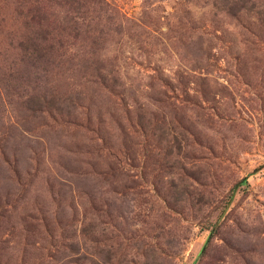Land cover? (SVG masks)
I'll return each mask as SVG.
<instances>
[{"label": "rangeland", "instance_id": "obj_1", "mask_svg": "<svg viewBox=\"0 0 264 264\" xmlns=\"http://www.w3.org/2000/svg\"><path fill=\"white\" fill-rule=\"evenodd\" d=\"M222 1L0 0V264H264V0Z\"/></svg>", "mask_w": 264, "mask_h": 264}, {"label": "trees", "instance_id": "obj_2", "mask_svg": "<svg viewBox=\"0 0 264 264\" xmlns=\"http://www.w3.org/2000/svg\"><path fill=\"white\" fill-rule=\"evenodd\" d=\"M255 0H224V1H222V3H223V5L226 7V11L229 13V14H231L230 13V11L231 12H235L234 11V9L235 10H238L239 12H241L244 8H245V4H247V3H249V2H254ZM232 4V5H231ZM254 5H256V3H253ZM229 7V10L227 9ZM234 8V9H233ZM232 16L234 15V16H237L236 14H231ZM259 15H264V13L263 14H261V13H259ZM259 19H261V18H259ZM263 21H264V18L262 19ZM100 69V71L102 72V68H99ZM100 71H99V73H100ZM103 78L104 79H106V77H104L103 76ZM244 183H247V181L245 180L244 181Z\"/></svg>", "mask_w": 264, "mask_h": 264}]
</instances>
